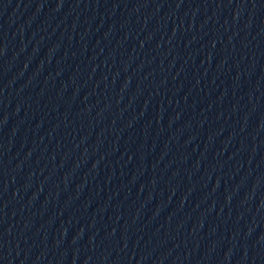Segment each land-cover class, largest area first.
I'll list each match as a JSON object with an SVG mask.
<instances>
[{"label":"water","instance_id":"water-1","mask_svg":"<svg viewBox=\"0 0 264 264\" xmlns=\"http://www.w3.org/2000/svg\"><path fill=\"white\" fill-rule=\"evenodd\" d=\"M0 264H264V0H0Z\"/></svg>","mask_w":264,"mask_h":264}]
</instances>
